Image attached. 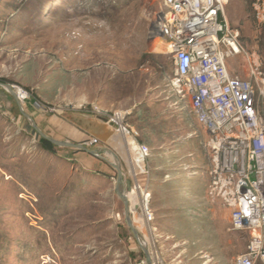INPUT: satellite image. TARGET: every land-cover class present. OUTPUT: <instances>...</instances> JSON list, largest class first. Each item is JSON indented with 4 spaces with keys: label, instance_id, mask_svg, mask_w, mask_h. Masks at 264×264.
I'll list each match as a JSON object with an SVG mask.
<instances>
[{
    "label": "rangeland",
    "instance_id": "1",
    "mask_svg": "<svg viewBox=\"0 0 264 264\" xmlns=\"http://www.w3.org/2000/svg\"><path fill=\"white\" fill-rule=\"evenodd\" d=\"M162 7L163 0H0V78L21 86L16 76L22 64L38 66L41 55L66 52L71 28L82 22L91 46L102 44V66L107 52L118 58L123 76L110 86L127 99L111 114L133 105L136 113L150 110L146 124L135 117L134 132L126 116L115 126L132 131L131 140L149 139L145 168L153 175L156 212L139 228L143 216L132 208L137 237L116 191L115 169L98 163L84 170L65 157L72 150L50 154L28 136L27 147L18 140L0 151V264H149L145 249L151 264H229L246 250L250 234L234 231L230 210L208 194L206 130L192 112L180 130L171 103L153 97L173 73L166 45L160 49L163 75H156L151 53L157 38L148 35V26ZM225 15L245 50L228 62L229 70L250 79L256 62L264 73V0H229Z\"/></svg>",
    "mask_w": 264,
    "mask_h": 264
},
{
    "label": "built area",
    "instance_id": "2",
    "mask_svg": "<svg viewBox=\"0 0 264 264\" xmlns=\"http://www.w3.org/2000/svg\"><path fill=\"white\" fill-rule=\"evenodd\" d=\"M228 2L163 0L152 26L173 62V73L167 77L176 98L173 104L191 109L208 134V194L230 210L234 231L250 234L246 250L229 264H264V116L259 111L264 73L256 62L250 79L229 70L228 62L245 50L239 31L227 21ZM13 86L22 103L31 97L29 90ZM98 112L110 123L127 115L122 110ZM98 142L95 137L85 144ZM138 145L146 162L150 146ZM151 199L148 187L139 198L144 221L155 219Z\"/></svg>",
    "mask_w": 264,
    "mask_h": 264
},
{
    "label": "crops",
    "instance_id": "3",
    "mask_svg": "<svg viewBox=\"0 0 264 264\" xmlns=\"http://www.w3.org/2000/svg\"><path fill=\"white\" fill-rule=\"evenodd\" d=\"M151 28L149 24L148 35H150ZM152 43L154 50L150 51L155 54L156 75H163V72L159 71V67L161 69L159 65L163 63L164 54L169 53L167 51L163 53L160 50L165 47L162 41L155 39ZM65 49L66 52L57 56L50 55V53L41 55L38 66L37 62L31 64L26 61L22 64L16 81L31 93V97L25 101V108L24 103L16 98L7 86L0 84V151L6 152L11 149L18 140L20 144L23 141V147H27L28 136L40 139L45 135L51 139L75 144L89 142L90 139L96 137L99 140L97 144L87 143L85 145L90 150H101L97 156L77 147L58 146L72 150L73 152H65V157L75 159L78 166L87 171H92L98 163H101L115 169L118 174L117 165L120 164L122 184H119L117 176L116 191L123 200L126 211L125 199L117 190L118 184L127 196L130 205L133 204V199L130 200L133 194L140 197L142 191L149 187L153 196L155 188L152 173L146 169L144 171H140L139 168L134 169L129 161L130 156L134 161L137 157H142L138 144H148L149 139L145 137V140L139 142L133 137L130 142L124 141L123 137L118 136L122 129L121 125L117 128L115 123L109 122L107 115L98 112L101 110L111 114L116 108L124 107L123 102L127 99L126 95L116 86H110L111 83L118 82L124 71L119 65L118 58L111 56L106 49V66H102L101 60L104 59L101 56L102 44L99 42L94 47L91 46L83 22L82 25L71 28ZM135 59L139 62L140 55H137ZM163 80L162 85L156 86L159 90L156 89L153 97L155 100L170 102L174 109L171 113L176 117L177 127L180 130L187 129L188 115L192 111L175 107L173 103L176 98L167 87L168 79L163 77ZM4 84L13 85L12 82ZM14 105L15 109H13ZM134 109L135 105L127 112L129 115L125 118V120L129 119L126 126L133 132L136 130V126L132 125L134 121L136 122L135 117H139L142 124L150 120V110L148 112L138 110L136 113ZM129 182L131 187H129ZM153 211L156 214L154 209ZM136 212L132 210L131 214L135 216Z\"/></svg>",
    "mask_w": 264,
    "mask_h": 264
},
{
    "label": "water",
    "instance_id": "4",
    "mask_svg": "<svg viewBox=\"0 0 264 264\" xmlns=\"http://www.w3.org/2000/svg\"><path fill=\"white\" fill-rule=\"evenodd\" d=\"M150 36H153V37H156L158 34L157 32L155 31V28L152 26V28L150 29ZM0 84H3L5 86L8 87L9 90L12 91L13 95L18 98V95H17V92L14 88L13 85L11 84H4L2 82H0ZM45 138L49 139L50 141H52L53 143L57 144V145H61V146H72V147H77L79 148L80 150H83V151H86L94 156H97L99 155V153L101 152V150L99 149H94V150H90L86 145L85 143H81V144H75V143H72V142H68V141H58V140H55V139H51L47 136L44 135ZM112 153L117 157V155L115 154V152L112 151ZM118 169H119V173H118V182L119 184L121 183L122 184V171L120 169V164L117 165ZM118 184V187H117V190L118 192L121 194V196L125 199V203H126V211H125V214H126V219H127V222L128 224L130 225V227L132 228V230L134 231L135 235L137 237L140 236V232L134 227V224H133V220H132V217H131V212H132V207L131 205L128 203V199H127V196L123 193V190L120 189V186ZM129 187H131V183L129 182ZM138 208V205L136 206V209ZM146 251V254H147V258H148V262L149 264H151V258H150V254L149 252L147 251V249H145Z\"/></svg>",
    "mask_w": 264,
    "mask_h": 264
},
{
    "label": "bare ground",
    "instance_id": "5",
    "mask_svg": "<svg viewBox=\"0 0 264 264\" xmlns=\"http://www.w3.org/2000/svg\"><path fill=\"white\" fill-rule=\"evenodd\" d=\"M118 136H120V137H123V140L124 141H131V138H130V136H129V131H128V129H124V128H122L121 129V131H119V133H118ZM130 160V164H131V166L134 168V169H137V168H139V170L141 171H144L146 168V162L143 160V158L142 157H137V160H133V158L130 156V158H129ZM137 172V171H136ZM131 195H132V193H131ZM132 199H133V206H132V208L133 209H135V207L138 205V201H137V199H136V195L135 194H133L132 195ZM139 222H140V226H139V228H142L143 226H145V221L143 220V219H139ZM151 226V225H150ZM148 227V226H147ZM149 228V227H148ZM151 228V227H150ZM152 229V228H151ZM153 235V234H152ZM152 244V243H151ZM152 264H154V263H152Z\"/></svg>",
    "mask_w": 264,
    "mask_h": 264
},
{
    "label": "trees",
    "instance_id": "6",
    "mask_svg": "<svg viewBox=\"0 0 264 264\" xmlns=\"http://www.w3.org/2000/svg\"><path fill=\"white\" fill-rule=\"evenodd\" d=\"M0 82H2V83H5V82L8 83L9 82L10 83L11 81H9L5 78H0ZM39 146L41 147L42 150H44L45 152H48L50 154H57L59 149L61 148L45 137H40Z\"/></svg>",
    "mask_w": 264,
    "mask_h": 264
}]
</instances>
